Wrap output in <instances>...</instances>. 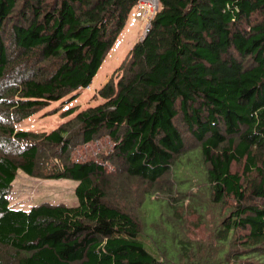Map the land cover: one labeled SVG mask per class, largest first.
Returning a JSON list of instances; mask_svg holds the SVG:
<instances>
[{
	"label": "trees",
	"instance_id": "trees-1",
	"mask_svg": "<svg viewBox=\"0 0 264 264\" xmlns=\"http://www.w3.org/2000/svg\"><path fill=\"white\" fill-rule=\"evenodd\" d=\"M137 1L0 0V264H172L107 199L105 165L72 159L102 134L114 140L103 158L149 182L194 139L213 204L236 203L223 216L216 207L209 254L189 259L182 239L179 263L264 264V0H157L117 80L98 89L104 102L48 132L15 127L91 85ZM18 170L77 181V204L10 207Z\"/></svg>",
	"mask_w": 264,
	"mask_h": 264
},
{
	"label": "rangeland",
	"instance_id": "rangeland-1",
	"mask_svg": "<svg viewBox=\"0 0 264 264\" xmlns=\"http://www.w3.org/2000/svg\"><path fill=\"white\" fill-rule=\"evenodd\" d=\"M130 12L131 15L141 12L142 17L137 15L135 20L132 17L127 18L124 28L109 49L91 85L85 89H78L59 101L50 102L48 106L16 123V129L48 132L78 111L104 102L97 94L98 89L112 77L117 80L120 74L118 68L128 56L131 46L142 38L148 16L152 14L149 9L138 8L136 5ZM72 95L76 96L70 100ZM70 107H75V111L64 117L63 113ZM97 140L101 148L92 155V159L103 163L107 169L105 175L109 191L107 199L122 210L129 211L132 216L136 215L141 225L138 239L146 250L172 264H178L182 252L180 243L184 239L183 245L191 244L193 248L189 259L197 258V253L201 258L209 254L206 246L211 242L215 243L214 229L217 224L215 211L222 208L220 215L223 216L225 211L230 209L225 210L226 205L232 207L236 201L233 197H228L220 206L213 204L209 186L207 184L203 186L202 183L205 180V165L200 158L199 144L186 136V152L176 156L177 161L170 171L156 181L149 182L127 177L114 167L115 163L112 160L103 158L112 151L114 144L112 138L102 134L93 142ZM94 151L97 150L93 149L92 152ZM242 169L243 164L240 166L234 164V171L240 173ZM76 184L77 181L68 178L43 179L18 170L8 195L9 206L29 210L33 205L43 201L74 205L77 203L74 194Z\"/></svg>",
	"mask_w": 264,
	"mask_h": 264
},
{
	"label": "built area",
	"instance_id": "built-area-1",
	"mask_svg": "<svg viewBox=\"0 0 264 264\" xmlns=\"http://www.w3.org/2000/svg\"><path fill=\"white\" fill-rule=\"evenodd\" d=\"M136 6L142 9H149L152 13L150 16H148L147 24L145 26V29L143 32L144 34L142 36L143 38L145 34L147 33V31L149 30L151 18L153 17V15L155 14L158 8V2L157 0H138L136 3ZM100 148H101V145L98 140L95 142L89 141V142L83 143L73 150L72 159L75 162H83V161L90 160L93 158L92 155L97 153ZM93 149H96L97 151L92 152Z\"/></svg>",
	"mask_w": 264,
	"mask_h": 264
},
{
	"label": "crops",
	"instance_id": "crops-1",
	"mask_svg": "<svg viewBox=\"0 0 264 264\" xmlns=\"http://www.w3.org/2000/svg\"><path fill=\"white\" fill-rule=\"evenodd\" d=\"M131 13L132 12H130V15H128V17H132L133 18V20H135L136 19V17H137V15H140L141 17H142V14H141V12H139V13H136V15H134V13L131 15ZM131 18V19H132ZM77 185V184H76ZM44 202V201H43ZM47 202H49V201H47ZM49 203H52V202H49ZM60 203H64V202H60ZM53 204H57V203H53ZM64 204H66V203H64ZM77 204V203H76ZM76 204H74V205H76ZM67 205V204H66ZM74 205H67V206H74ZM16 206H17V204H16ZM15 209H21V208H19V207H14ZM22 210H24V209H22ZM25 211H28V210H25Z\"/></svg>",
	"mask_w": 264,
	"mask_h": 264
}]
</instances>
